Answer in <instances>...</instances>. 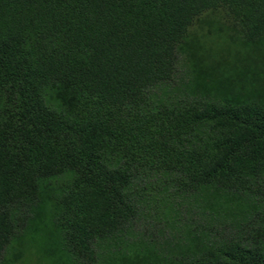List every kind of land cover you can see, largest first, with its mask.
<instances>
[{
	"label": "trees",
	"instance_id": "obj_1",
	"mask_svg": "<svg viewBox=\"0 0 264 264\" xmlns=\"http://www.w3.org/2000/svg\"><path fill=\"white\" fill-rule=\"evenodd\" d=\"M0 264H264V0H0Z\"/></svg>",
	"mask_w": 264,
	"mask_h": 264
},
{
	"label": "rangeland",
	"instance_id": "obj_2",
	"mask_svg": "<svg viewBox=\"0 0 264 264\" xmlns=\"http://www.w3.org/2000/svg\"><path fill=\"white\" fill-rule=\"evenodd\" d=\"M207 14H209L208 16H207V18H210L211 20H213V21H224L225 20V18L223 17V13L222 12H218V11H215V12H209V13H207ZM221 18H223V20H221ZM203 19H206V18H203ZM202 20V19H201ZM200 20V21H201ZM207 24H205L204 26H203V30L201 31V30H199L198 28H197V26H195V27H193L192 28V32L193 33H196V34H201V33H208V31H209V25H207ZM219 33H220V30H222V27H219Z\"/></svg>",
	"mask_w": 264,
	"mask_h": 264
}]
</instances>
